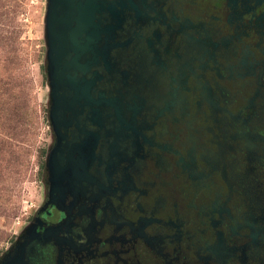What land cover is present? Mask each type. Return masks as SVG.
Masks as SVG:
<instances>
[{
    "label": "flooded vegetation",
    "instance_id": "flooded-vegetation-1",
    "mask_svg": "<svg viewBox=\"0 0 264 264\" xmlns=\"http://www.w3.org/2000/svg\"><path fill=\"white\" fill-rule=\"evenodd\" d=\"M262 74L264 0H52L43 206L7 264H264Z\"/></svg>",
    "mask_w": 264,
    "mask_h": 264
},
{
    "label": "rangeland",
    "instance_id": "rangeland-1",
    "mask_svg": "<svg viewBox=\"0 0 264 264\" xmlns=\"http://www.w3.org/2000/svg\"><path fill=\"white\" fill-rule=\"evenodd\" d=\"M51 3L0 0V264L13 257L28 223L43 206L50 135L46 36ZM259 143L253 149L259 148L264 159V142Z\"/></svg>",
    "mask_w": 264,
    "mask_h": 264
}]
</instances>
